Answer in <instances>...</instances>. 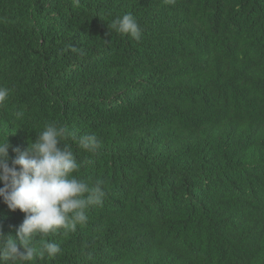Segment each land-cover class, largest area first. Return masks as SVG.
<instances>
[{"label":"trees","instance_id":"obj_1","mask_svg":"<svg viewBox=\"0 0 264 264\" xmlns=\"http://www.w3.org/2000/svg\"><path fill=\"white\" fill-rule=\"evenodd\" d=\"M0 87L10 166L55 123L105 191L27 264H264V0H0ZM25 215L0 197L5 235Z\"/></svg>","mask_w":264,"mask_h":264},{"label":"clouds","instance_id":"obj_2","mask_svg":"<svg viewBox=\"0 0 264 264\" xmlns=\"http://www.w3.org/2000/svg\"><path fill=\"white\" fill-rule=\"evenodd\" d=\"M111 27L136 40L141 38V28L132 13L115 19ZM9 93V88L0 87V105L5 103ZM22 115L16 113L17 119ZM68 135L67 127L46 124L26 149H15L17 156L11 166L8 137L0 139V182H3L0 197L9 209H19L26 214L15 236L0 231V264H27L46 254L55 258L61 252L60 246L43 241L37 248L33 244L34 237L48 236L61 229L65 233L74 231L78 224L87 223L89 207L103 203L102 181L97 180L90 186L72 175L79 170L80 164L70 147L62 144ZM78 143L88 152L99 148L94 134L80 136Z\"/></svg>","mask_w":264,"mask_h":264}]
</instances>
